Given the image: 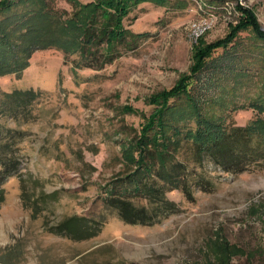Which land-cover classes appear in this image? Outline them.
<instances>
[{
  "label": "rangeland",
  "instance_id": "rangeland-1",
  "mask_svg": "<svg viewBox=\"0 0 264 264\" xmlns=\"http://www.w3.org/2000/svg\"><path fill=\"white\" fill-rule=\"evenodd\" d=\"M34 2L48 13L46 37L52 40L62 37V27L76 30L68 25L77 21L79 27L95 0L25 4L32 9ZM238 5L252 10L264 31V0L147 2L124 21L142 37L137 47L102 70L75 69L78 56L50 40L56 47L35 51L21 76L0 78V93H44L28 118L0 119V142H10L9 156L20 162L0 189V264H264L260 165L234 175L205 164L200 172L209 186L194 184L193 200L167 192L179 212L153 227L122 223L101 198L129 171V143L158 109L152 100L189 74L196 53L241 22ZM204 22L209 28L196 39L193 25L203 28ZM239 35L222 73L202 75L201 94L212 100L217 120L264 137V41L250 31ZM240 68L245 75L228 74ZM74 217L104 225L97 237L82 241L53 232Z\"/></svg>",
  "mask_w": 264,
  "mask_h": 264
},
{
  "label": "trees",
  "instance_id": "trees-1",
  "mask_svg": "<svg viewBox=\"0 0 264 264\" xmlns=\"http://www.w3.org/2000/svg\"><path fill=\"white\" fill-rule=\"evenodd\" d=\"M27 1L31 3L0 1V78L10 73L21 76L29 67L32 54L56 47L51 44L54 41L63 43L61 50L69 49L72 55L68 56H78L75 69L102 70L119 59L123 51L133 52L142 39L124 24L133 9L147 2L164 6L169 0H95L86 7L88 15L79 27L77 21L68 25L72 29L76 26V30L62 27V37L52 40L47 39L45 29L48 13L36 2L30 9ZM238 8L241 22L231 26L228 36L196 53L189 74L152 100L158 109L129 143L133 155L124 161L129 171L103 189V208L116 212L122 223L153 227L178 213L179 207L168 199L167 192L181 191L193 200L194 184L201 186L204 182L209 186L200 172L205 164H214L234 175L253 165L264 167V137L254 134L251 128L227 126L217 120L209 109L212 100L201 94L202 75L222 73V63L233 55L240 33L250 31L256 41H264V31L254 12L248 7ZM219 50H223L222 54L214 56ZM234 73L239 75L236 78L245 75L241 68L228 70V74ZM43 94L32 89L0 93V119L28 118L30 107ZM12 150L10 142H0V189L20 166L17 159L9 156ZM103 225L102 221L90 223L85 217H74L63 221L53 232L82 241L97 237Z\"/></svg>",
  "mask_w": 264,
  "mask_h": 264
},
{
  "label": "built area",
  "instance_id": "built-area-1",
  "mask_svg": "<svg viewBox=\"0 0 264 264\" xmlns=\"http://www.w3.org/2000/svg\"><path fill=\"white\" fill-rule=\"evenodd\" d=\"M242 4V2H240ZM194 28V33L193 36L196 39H200L201 37H204V33L207 31V29L209 28V24L207 22H204L203 24V28H200L197 25H193Z\"/></svg>",
  "mask_w": 264,
  "mask_h": 264
}]
</instances>
